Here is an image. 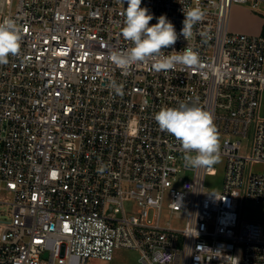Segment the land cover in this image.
<instances>
[{
  "label": "built area",
  "instance_id": "2783aa9c",
  "mask_svg": "<svg viewBox=\"0 0 264 264\" xmlns=\"http://www.w3.org/2000/svg\"><path fill=\"white\" fill-rule=\"evenodd\" d=\"M248 2L257 11L264 0H142L149 26L166 15L177 33L183 7L207 13L174 45L196 50L200 65L165 74L108 59L130 46L126 2L0 0V20L25 26L20 54L0 65V203L11 205L0 264H93L120 249L139 264H264V221L239 212L242 199L264 202V169L251 170L264 166V33L228 23L231 6ZM181 102L209 111L224 137L219 192L206 185L216 169L185 168L154 120Z\"/></svg>",
  "mask_w": 264,
  "mask_h": 264
},
{
  "label": "clouds",
  "instance_id": "9594fccd",
  "mask_svg": "<svg viewBox=\"0 0 264 264\" xmlns=\"http://www.w3.org/2000/svg\"><path fill=\"white\" fill-rule=\"evenodd\" d=\"M127 3L121 13L123 20L121 36L129 43L125 50H111L108 59L125 73L138 65H150L157 73H169L177 67L194 69L201 63L199 53L192 47L177 52L174 45L180 37L189 40L194 27L205 19L206 11L199 6L182 9L183 27L177 33L166 15L156 17L157 23L147 7H141L142 0H120ZM25 26L13 18L0 20V65H6L9 57L21 52ZM171 48L168 54L165 49ZM109 87L123 95V85L111 80ZM159 129L171 135L181 147V158L185 168H211L220 160V137L209 111L197 103L181 102L177 107H161L154 114ZM104 167L97 169L103 174Z\"/></svg>",
  "mask_w": 264,
  "mask_h": 264
},
{
  "label": "rangeland",
  "instance_id": "374dc122",
  "mask_svg": "<svg viewBox=\"0 0 264 264\" xmlns=\"http://www.w3.org/2000/svg\"><path fill=\"white\" fill-rule=\"evenodd\" d=\"M233 5H243L245 7H249L252 3L248 2L245 4H233ZM250 8V7H249ZM257 11L264 18V2L259 3ZM253 10V8H252ZM242 16L241 11L238 9H233L231 12L230 26L229 29L233 32H238L240 30L239 24H242ZM264 33V32H263ZM220 144L224 137L219 135ZM247 141H245L246 145ZM225 162L224 157L220 156L219 163L212 166L216 169L215 175H210L206 177V185L211 192H219L221 191L225 173ZM264 166L262 164H254L251 167L252 172L258 173L262 172ZM0 196L2 200L6 202L9 199V196L6 192H0ZM126 210L131 211L135 208V205L132 202H126ZM239 212L240 215L245 219L255 220V221H264V202H256L250 199H242L239 201ZM11 205L8 203H0V221H6L11 219ZM179 224H182L179 222ZM139 253L133 250L120 249L115 253V259L113 261H103L100 259H93V264H139L138 262Z\"/></svg>",
  "mask_w": 264,
  "mask_h": 264
},
{
  "label": "crops",
  "instance_id": "0c3cea01",
  "mask_svg": "<svg viewBox=\"0 0 264 264\" xmlns=\"http://www.w3.org/2000/svg\"><path fill=\"white\" fill-rule=\"evenodd\" d=\"M233 9L241 11L242 24H239L240 30L238 33H245L249 35H260L264 32V18L256 11L243 5H232L229 11V26L231 19V12Z\"/></svg>",
  "mask_w": 264,
  "mask_h": 264
}]
</instances>
